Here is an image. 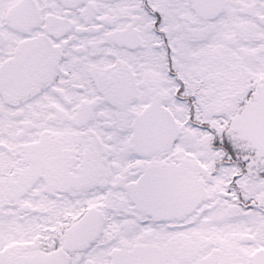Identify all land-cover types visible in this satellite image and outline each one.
Wrapping results in <instances>:
<instances>
[{
  "label": "snow or ice",
  "instance_id": "obj_1",
  "mask_svg": "<svg viewBox=\"0 0 264 264\" xmlns=\"http://www.w3.org/2000/svg\"><path fill=\"white\" fill-rule=\"evenodd\" d=\"M0 264H264V0H0Z\"/></svg>",
  "mask_w": 264,
  "mask_h": 264
}]
</instances>
